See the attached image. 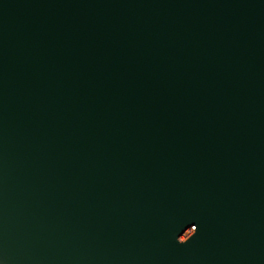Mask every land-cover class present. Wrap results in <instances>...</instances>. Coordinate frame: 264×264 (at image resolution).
Here are the masks:
<instances>
[{
  "label": "water",
  "instance_id": "water-1",
  "mask_svg": "<svg viewBox=\"0 0 264 264\" xmlns=\"http://www.w3.org/2000/svg\"><path fill=\"white\" fill-rule=\"evenodd\" d=\"M0 264H264V0H0Z\"/></svg>",
  "mask_w": 264,
  "mask_h": 264
}]
</instances>
